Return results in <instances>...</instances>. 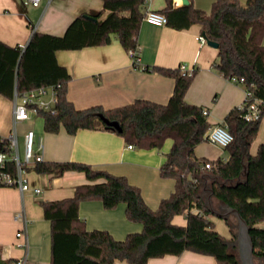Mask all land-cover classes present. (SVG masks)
<instances>
[{"label": "trees", "instance_id": "1", "mask_svg": "<svg viewBox=\"0 0 264 264\" xmlns=\"http://www.w3.org/2000/svg\"><path fill=\"white\" fill-rule=\"evenodd\" d=\"M143 4L144 0H103V9L94 15L96 19L79 15L63 35L35 31L24 49L0 41L1 94L12 97L15 89L23 92L57 85V111L38 112L45 131L57 133L62 125L70 134L79 129L110 130L145 149H161L166 140H173L160 174L174 179L175 189L156 209L146 203L141 189L125 176L79 161H44L35 165L38 173L62 176L69 171L82 172L95 182L78 185L71 197L42 202L45 217L52 224L51 264H114L116 260L146 264L151 258L180 255L186 250L214 256L222 264H242L236 226L229 219L232 215L223 217L232 230L230 239L209 218L211 214L220 216L214 211L224 213L228 207L237 208L247 221L254 259L264 264V228L257 226L264 221V143L255 155L250 151L264 118V103L258 120L247 121L240 107L226 115L223 123L233 135V141L224 147L229 156L211 160L195 154L196 146L207 141L212 127L208 115L202 106L185 99L196 69L187 75L180 66H153L159 73L175 78L173 94L166 104L137 99L112 109L101 105L77 109L67 97L71 75L57 61L56 51L110 44L113 34L125 50L135 49L139 46ZM106 10L109 13L102 17ZM161 12L167 16V24L176 29L200 24L201 34L219 43L216 68L227 78L244 77L253 92L252 100H264V0H246L244 4L240 0H216L209 13L190 0L177 8L168 0ZM100 114L118 121L122 131L107 126ZM0 152L11 153L7 137L0 136ZM207 163H211L210 168L205 167ZM0 172L15 174V163L6 161ZM3 186L6 185L0 182V188ZM93 199L101 200L108 209L125 203L128 219L142 223V230L123 240L107 230H88L79 205ZM178 214L186 215V225L173 223Z\"/></svg>", "mask_w": 264, "mask_h": 264}, {"label": "crops", "instance_id": "2", "mask_svg": "<svg viewBox=\"0 0 264 264\" xmlns=\"http://www.w3.org/2000/svg\"><path fill=\"white\" fill-rule=\"evenodd\" d=\"M26 1L0 0V41L23 49L35 31L63 35L77 16L96 15L103 9V0H42L38 6ZM167 1L150 0L148 4H143L142 11L145 13L148 8L161 11ZM171 1L175 8L183 5L182 0ZM190 1L209 13L216 0ZM240 1L243 4L246 2ZM108 13L109 10H106L102 17ZM200 34L201 25L198 23L189 28L176 29L169 24H152L143 17L138 33L141 58L138 65L133 63L129 51L125 50L116 34H113L110 44L57 50V61L71 75L67 97L77 109L96 105L112 109L137 99L166 104L173 94L175 78L159 73L153 66L177 68L185 64L196 69L185 94L186 101L208 108V120L212 126L223 123L226 115L243 103L245 87L231 82L216 68L218 48L201 42L197 38ZM13 109V98L0 93L2 137H8L13 131ZM29 129L35 131V148H38L40 141L43 143L45 161H79L125 176L132 185L141 189L146 203L153 209L175 189V180L160 174L166 154L173 144L172 139L165 142L163 149H145L135 145L130 148L132 144L110 130L79 129L75 134H70L62 125L57 133L47 132L43 118L32 114L29 120L17 124L21 155L24 153V137ZM262 143L264 118L251 144V154L255 155ZM195 154L211 160L227 159L229 156L226 149L208 141L198 144ZM27 175L31 188L24 193L15 186L0 188V264H11L18 260H22V264H51L52 224L45 217L42 202L71 197L78 185L95 183L82 172L69 171L62 176H53L30 168ZM35 188H40V193H36ZM20 214L22 216L17 217ZM79 214L88 230H107L118 240L143 228L142 223L128 219L125 203L108 209L101 200H84L79 205ZM211 215L209 218L218 230L217 221ZM173 223L186 225V215H175ZM257 226L264 228V221ZM20 229H25L27 238L17 237ZM220 233L227 239L232 237L228 224L227 231ZM25 241L27 246L23 245ZM114 264L129 263L116 260ZM146 264L222 263L214 256L186 250L180 255L151 258Z\"/></svg>", "mask_w": 264, "mask_h": 264}, {"label": "built area", "instance_id": "3", "mask_svg": "<svg viewBox=\"0 0 264 264\" xmlns=\"http://www.w3.org/2000/svg\"><path fill=\"white\" fill-rule=\"evenodd\" d=\"M42 0H27L26 3L38 6ZM150 0H144V4H148ZM144 19L155 25H165L168 23L167 16L161 11L147 9L144 13ZM201 42L205 43L207 38L200 34L197 37ZM133 63L138 65L140 63V47L129 50ZM181 71L184 74L192 75L194 68H189L185 64L180 66ZM231 82L242 84L245 87V99L239 106L244 111V118L247 121L258 120L261 118V107L264 100L261 98H253V92L246 86L244 77L231 76L228 78ZM252 86H254L252 84ZM13 131L8 135L9 146L11 153L0 152V166H4L6 161L11 160L16 165V173L0 172V182L6 186L18 187L22 193L31 188L30 181L27 172L30 168H34L38 162H44L43 149L44 145L40 141L38 148H35V131L29 129L24 137V153L21 155L19 150V141L17 135V124L22 121H27L31 118L32 114H38L40 110L49 111L55 113L56 104L58 99L57 85H44L37 88H33L27 91L20 92L17 89L13 93ZM204 114H209V109L204 108ZM207 141L218 145L220 147H226L233 141V135L230 132L228 126L224 123H218L209 128L207 135ZM130 148L133 145H129ZM206 168L211 167V163L205 165ZM40 188H35L36 193H40ZM20 214L17 217H21ZM26 224V219H25ZM25 229H20L17 232V237L26 236ZM22 245V244H20ZM27 246V241L23 243ZM22 260L12 262L11 264H22Z\"/></svg>", "mask_w": 264, "mask_h": 264}, {"label": "water", "instance_id": "4", "mask_svg": "<svg viewBox=\"0 0 264 264\" xmlns=\"http://www.w3.org/2000/svg\"><path fill=\"white\" fill-rule=\"evenodd\" d=\"M182 4L186 5L189 4V0H182ZM86 17L90 19H96L94 15L84 14ZM207 44L218 48L219 43L216 41H213L211 39L206 40ZM101 119L106 123L107 126H111L118 131H122V127L120 123L116 120H109L106 116L103 114H100ZM212 207V206H211ZM215 213H218L221 217L233 215L236 217L238 221V231H237V244H238V253L242 264H260L257 263L254 259V245L250 236V227L247 223V221L241 216L239 210L234 207H228L227 210L224 213H219L214 211Z\"/></svg>", "mask_w": 264, "mask_h": 264}, {"label": "rangeland", "instance_id": "5", "mask_svg": "<svg viewBox=\"0 0 264 264\" xmlns=\"http://www.w3.org/2000/svg\"><path fill=\"white\" fill-rule=\"evenodd\" d=\"M205 45V44H204ZM207 45V44H206ZM167 141V140H166ZM169 141V140H168ZM37 141L35 140V143H36ZM163 146H165V144L163 145ZM161 149H163V147L161 148ZM212 216V219H214L215 221H217V227H218V230L220 231V232H226L227 231V223L225 222L226 220H221L222 218H217V217H215L213 214L211 215ZM229 219L231 220V222L232 223H234V225L236 226L235 227V230L236 231H238V226H237V224H238V221H237V219H236V217L235 216H229Z\"/></svg>", "mask_w": 264, "mask_h": 264}]
</instances>
